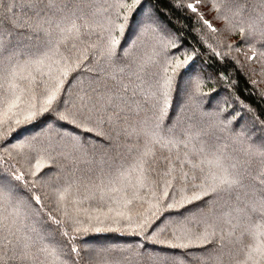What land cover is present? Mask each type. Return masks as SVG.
<instances>
[{
	"label": "snow or ice",
	"instance_id": "obj_1",
	"mask_svg": "<svg viewBox=\"0 0 264 264\" xmlns=\"http://www.w3.org/2000/svg\"><path fill=\"white\" fill-rule=\"evenodd\" d=\"M165 7L0 0V264H264V0Z\"/></svg>",
	"mask_w": 264,
	"mask_h": 264
},
{
	"label": "trees",
	"instance_id": "obj_2",
	"mask_svg": "<svg viewBox=\"0 0 264 264\" xmlns=\"http://www.w3.org/2000/svg\"><path fill=\"white\" fill-rule=\"evenodd\" d=\"M154 3H158L162 9H164V15H162V19L168 23L170 28L176 29L180 28L182 25H187V27L183 28L184 36L183 39L186 44L189 46L195 45L197 43V34L193 31L194 19L187 18L184 12H181L177 9L166 8L165 6L168 5L169 0H153ZM210 18V17H209ZM179 21V22H178ZM236 38H233L235 41ZM202 47V46H200ZM206 59L205 56L201 55L198 60L197 64H201ZM243 59V57H241ZM253 67H258L253 63ZM225 71V73L230 77L234 78L237 81L236 86V94L241 97L246 103H250L253 106H257L259 103L258 97L255 95H251L250 93L253 91V86L248 83L247 77L244 73L234 64V62H227L221 63L219 60L212 58L209 60L207 65L205 66V75H212L214 77H218L219 72ZM210 87L216 88V92L220 95L225 94L227 91L225 89V85L223 81H219L217 79L216 83L209 84ZM260 88H264V83L259 85ZM214 93L213 95H215ZM177 102V99H174V105ZM84 239L92 242L97 243H104L109 241H117V242H125V241H132V237H119L115 236L114 234H104V235H95L91 234Z\"/></svg>",
	"mask_w": 264,
	"mask_h": 264
}]
</instances>
